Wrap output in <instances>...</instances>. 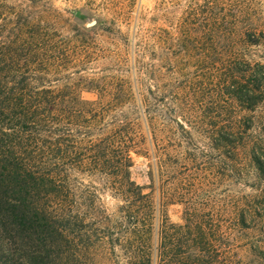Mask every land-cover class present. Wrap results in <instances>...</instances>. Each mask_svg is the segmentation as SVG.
I'll return each instance as SVG.
<instances>
[{"label": "trees", "instance_id": "16d2710c", "mask_svg": "<svg viewBox=\"0 0 264 264\" xmlns=\"http://www.w3.org/2000/svg\"><path fill=\"white\" fill-rule=\"evenodd\" d=\"M58 23L48 0H0V264H243L218 229L206 233L197 211L187 207L183 225L170 220L174 197L156 195L152 166L149 186L132 179L131 152L144 142L136 120L119 110L144 108L162 164L171 155L160 147L168 134L159 124L160 90L150 85L138 101L126 82L102 84L90 76L87 42L63 36ZM245 37L244 45L257 44ZM224 56V94L256 111L264 65L235 49ZM143 70L160 85L162 73ZM188 94L178 108L184 117ZM105 190L121 199L115 213Z\"/></svg>", "mask_w": 264, "mask_h": 264}, {"label": "rangeland", "instance_id": "374dc122", "mask_svg": "<svg viewBox=\"0 0 264 264\" xmlns=\"http://www.w3.org/2000/svg\"><path fill=\"white\" fill-rule=\"evenodd\" d=\"M48 2L59 13V32L87 42L90 76L100 77L102 84L132 85L138 101L150 85L160 90L159 124L168 133L160 147L171 155H162V164L161 153L158 161L154 158L144 108L137 111L132 103L119 110L136 120V132L144 142L142 149L131 152L132 179L149 186L152 166L156 195L166 192L174 197L168 207L173 223L185 224L189 207L209 222L208 235L218 229L217 234L227 239L236 261L264 264V101L250 111L224 94L231 66L224 60L228 52L235 49L264 65V0ZM92 22L96 24L88 27ZM246 33L256 45L240 41L248 40ZM147 66L157 71V78L162 73L159 88L143 73ZM186 91L191 96L185 115L189 119L178 109ZM84 96L98 100L95 93ZM225 133H232L230 141L222 137ZM102 197L109 213L122 203L110 191Z\"/></svg>", "mask_w": 264, "mask_h": 264}, {"label": "water", "instance_id": "95a60500", "mask_svg": "<svg viewBox=\"0 0 264 264\" xmlns=\"http://www.w3.org/2000/svg\"><path fill=\"white\" fill-rule=\"evenodd\" d=\"M95 24H96V22H92V23L87 24V26H88V27H92V26L95 25Z\"/></svg>", "mask_w": 264, "mask_h": 264}]
</instances>
